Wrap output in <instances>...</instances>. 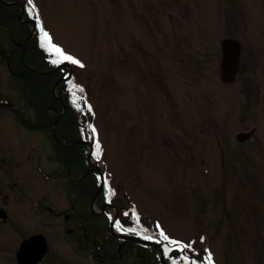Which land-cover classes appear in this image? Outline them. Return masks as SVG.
Here are the masks:
<instances>
[{
    "label": "rangeland",
    "instance_id": "rangeland-1",
    "mask_svg": "<svg viewBox=\"0 0 264 264\" xmlns=\"http://www.w3.org/2000/svg\"><path fill=\"white\" fill-rule=\"evenodd\" d=\"M33 4L52 43L83 64L67 61V71L101 159H89L90 144L85 153L105 169L111 204L109 214L97 199L93 207L99 186L70 171L71 151L58 153L53 130L66 108L54 104L56 83L43 90L45 79L23 70L27 33L0 13V264H17L36 233L50 246L42 264H146L139 245L107 239L115 213L159 241L163 231L191 244L197 264L209 255L212 264H264V0ZM226 38L242 46L231 85L220 79ZM172 246L173 264L185 253Z\"/></svg>",
    "mask_w": 264,
    "mask_h": 264
},
{
    "label": "trees",
    "instance_id": "trees-1",
    "mask_svg": "<svg viewBox=\"0 0 264 264\" xmlns=\"http://www.w3.org/2000/svg\"><path fill=\"white\" fill-rule=\"evenodd\" d=\"M21 2L24 5V18H32L35 17L36 14L34 11H29L30 6L27 4V0H0V13L5 16V14L8 16L16 17L18 27L20 30L24 31V33H27V38H30L29 44L24 51V47L22 48V54H24V60L25 65H23V70L27 71L28 73L32 74L34 77L45 79V82L47 84H43L41 89L44 90V88L52 89V86L57 83V78L61 74L60 69H56L57 64H53V60H58L60 57L53 51L50 50L46 45L42 46L44 44V41L42 40L43 34L41 33L39 29H37L32 36L30 37V34L32 32V24L28 21H21L17 17L18 12L21 10V6L18 4H6L5 2ZM25 33V34H26ZM29 36V37H28ZM22 61L20 62L22 64ZM25 66V67H24ZM41 76V77H40ZM76 84L74 81V78L68 79V80H61L58 85V91H59V98L53 97L54 104L57 108L61 110L62 107L66 108L65 114L61 117L59 120L57 127H56V134L60 141L62 143H56V148L58 153L61 154L62 150L68 149L69 152L65 158L66 164L69 166L70 171L73 174L79 175L82 172H85L83 177V180L94 187V189L99 186L101 178L100 174L97 168H94L93 165H91L87 159L86 156V146L83 143V140L86 139V117H85V111L80 105L78 104V100L74 99L72 92L73 87ZM45 85V86H44ZM56 85V84H55ZM61 106V108L59 107ZM20 122L23 125H26L31 128H37L38 126L43 125H37L36 123H33L32 121H27L25 118L22 117L21 114L18 115ZM52 120V119H51ZM47 121H50L47 119ZM56 121V117H55ZM88 134V132H87ZM91 135V132H90ZM93 155L96 156L95 150L93 151ZM71 186H76V180H71ZM74 188V187H73ZM111 197L109 194V189L105 187L102 192L99 194L97 198V202L103 204L105 202H110ZM119 226L127 230L128 232L132 234H145L147 235V232L145 231H139L136 228H134V231H129L130 229H133L132 226L125 225V223L122 221V219L119 217ZM100 232V231H99ZM151 235V234H148ZM108 236V240L110 239H120L124 242L123 247H126L128 244L133 245L137 244L141 248L145 249L148 253V258L145 260L146 264H163L158 256L157 249L142 244L139 242H136L132 239H126V238H119L117 236H114L111 232ZM93 240H96L95 238ZM128 242V243H126ZM97 245V243L94 241V245ZM125 245V246H124ZM122 247V248H123ZM172 249L171 246L164 243V250L165 248ZM165 253V251H164ZM166 260L169 264L171 262L169 261V255H165ZM144 260V259H143ZM189 264L193 261V259H188ZM197 264V263H196Z\"/></svg>",
    "mask_w": 264,
    "mask_h": 264
},
{
    "label": "water",
    "instance_id": "water-1",
    "mask_svg": "<svg viewBox=\"0 0 264 264\" xmlns=\"http://www.w3.org/2000/svg\"><path fill=\"white\" fill-rule=\"evenodd\" d=\"M241 45L235 39H226L222 42V63H221V78L224 82H233L236 77V72L238 70V62L240 58ZM57 123V122H56ZM248 134L238 135V139L243 141L248 138ZM104 185V180L102 181L101 187L94 199L98 196ZM6 216V212L1 209L0 217ZM134 240L154 244L153 242L139 237L127 236ZM48 252V242L43 234H35L21 243L20 249L17 252V261L19 264H38ZM163 259V258H162Z\"/></svg>",
    "mask_w": 264,
    "mask_h": 264
},
{
    "label": "snow or ice",
    "instance_id": "snow-or-ice-1",
    "mask_svg": "<svg viewBox=\"0 0 264 264\" xmlns=\"http://www.w3.org/2000/svg\"><path fill=\"white\" fill-rule=\"evenodd\" d=\"M27 4L30 6V9L29 11H33L35 6L33 4V0H27ZM43 31V30H42ZM42 40L44 41V44H42V46H47L50 50H53L59 57L60 59L58 60H53L52 63L53 64H60V63H63L64 61H68L70 63H73V64H77L79 65L80 67H83V64H81V62L69 55H65L64 52L57 46L53 45L51 43V38L48 36V34L45 32L43 34V37H42ZM80 91L82 92L83 89H80ZM89 111H91V108L89 107L88 109ZM93 132H95V129L93 128ZM96 148H97V153L99 152V149H100V145L99 143H97L96 145ZM127 215V213H126ZM117 223V226L119 227V221L116 222ZM129 231H134V229H130ZM160 235L163 237V240L164 241H167L169 244H172V245H177V250L180 251L181 253H185V255L181 256L180 257V260L177 261V260H173V264H181V262H184V264H187V261H188V257L186 255V250H191V244H185V245H181V242H178V241H175V240H171L167 235H165L163 233V231H161ZM144 239H151L150 236H144L143 237ZM157 243H160V241H156ZM165 255L168 254V252L170 251L169 248H165ZM191 264H196V262L193 260L191 262ZM208 264H212V259H211V255H209L208 257Z\"/></svg>",
    "mask_w": 264,
    "mask_h": 264
},
{
    "label": "flooded vegetation",
    "instance_id": "flooded-vegetation-1",
    "mask_svg": "<svg viewBox=\"0 0 264 264\" xmlns=\"http://www.w3.org/2000/svg\"><path fill=\"white\" fill-rule=\"evenodd\" d=\"M262 59H264V58H262ZM240 60H241V58H240ZM240 60H239V68H238V72H237V74L240 72V70H241V65H240ZM233 84V83H232ZM229 85H231V84H229ZM247 133H249V138H251L252 137V135H253V133H254V131H252V132H247ZM248 138V139H249ZM248 139H246L245 141H247ZM243 142V141H242ZM258 146H260L259 144H258ZM0 209H2V208H0ZM7 213V212H6ZM8 214H6V216H4V217H0V225H3V226H5L6 224H7V222H8ZM87 228H90V229H93V227L92 226H87ZM89 230V229H88ZM88 241H89V239H88ZM50 255V246H49V249H48V253H47V255L45 256V258L39 263V264H42L47 258H48V256Z\"/></svg>",
    "mask_w": 264,
    "mask_h": 264
},
{
    "label": "bare ground",
    "instance_id": "bare-ground-1",
    "mask_svg": "<svg viewBox=\"0 0 264 264\" xmlns=\"http://www.w3.org/2000/svg\"><path fill=\"white\" fill-rule=\"evenodd\" d=\"M24 10H25V8H21V10H20V12H19V15H17V17H18L19 19H21L22 17H24V16H23V14H24ZM31 36H32V35H30V37H31ZM29 41H30V38L28 39L27 44L24 46V51L26 50ZM22 58H24V54L22 55ZM64 64H66V62H65ZM98 191H99V190H98Z\"/></svg>",
    "mask_w": 264,
    "mask_h": 264
}]
</instances>
